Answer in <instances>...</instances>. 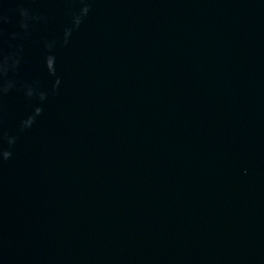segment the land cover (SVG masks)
<instances>
[{
    "label": "water",
    "instance_id": "water-1",
    "mask_svg": "<svg viewBox=\"0 0 264 264\" xmlns=\"http://www.w3.org/2000/svg\"><path fill=\"white\" fill-rule=\"evenodd\" d=\"M0 264H264V0H0Z\"/></svg>",
    "mask_w": 264,
    "mask_h": 264
}]
</instances>
